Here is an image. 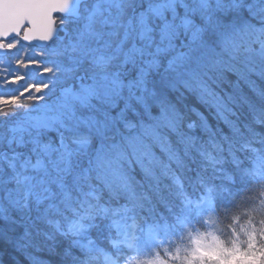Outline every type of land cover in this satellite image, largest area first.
I'll list each match as a JSON object with an SVG mask.
<instances>
[{
    "label": "snow or ice",
    "instance_id": "obj_1",
    "mask_svg": "<svg viewBox=\"0 0 264 264\" xmlns=\"http://www.w3.org/2000/svg\"><path fill=\"white\" fill-rule=\"evenodd\" d=\"M57 13L62 15H54ZM36 40L56 45L51 52L56 59L49 66L38 59L18 58L14 69H6L0 75V87L26 81L27 72L21 73L20 69H35L41 76L50 77L60 73L64 83L57 100L62 102L44 110L34 105L23 113H5L12 123L5 127L2 138L7 148L2 158L9 171L0 179V201L4 205L0 211L3 222L0 244L22 250L31 243L37 221L55 213L64 216L68 223L67 231L61 233L69 241L64 253L68 264H94L101 258L107 261L111 259L109 253L99 243L106 239L101 223L109 219L110 211L103 198L117 203L136 198L131 190V177L122 168L112 170L118 179H108L107 149L115 150L121 159H130L137 156L138 138H124L123 143L106 145L105 141L114 139L109 132L117 127L116 117L107 113L103 119L85 122L88 133H77L79 124L72 126L69 121L80 107H92L93 102L115 107L117 100H125L126 108H132L133 101L146 109L149 102L158 106L160 115L167 117L166 126L174 129V117L180 114L167 96L157 90L158 81L154 79L165 61V73L187 75L190 79L181 82L189 90H193L195 82L204 103L215 107L218 113L230 110L228 103L237 101L229 97L226 102L203 78L220 79L225 72L233 71L232 61L244 65L245 76L251 73L264 77V0H0V51L12 52L21 42L31 44ZM213 44H218L227 60L209 63L197 58L194 67L188 63L194 45L205 48ZM178 68L184 71L178 72ZM59 79L57 76L39 85L26 83L19 95L29 93L31 101L46 100L47 93H31L51 91ZM168 83L174 86L175 81ZM259 96L264 100V90ZM2 105L28 107L19 104L18 97L0 95ZM250 107L253 112L264 113V107ZM123 123L125 128L135 127L130 121ZM256 123L264 125V116ZM197 127L189 123V131L182 133L186 155L199 148V138L191 131ZM204 127L219 154L215 172L223 173L224 165L228 164L234 173H243L249 184L255 183L264 192V152L252 149L256 155L239 159L232 151V136L217 140L219 134ZM93 130L100 144L95 155L89 156ZM48 131L57 132L55 140L45 138ZM236 132L239 134L240 130ZM248 147L249 144H244V148ZM85 156H88L86 166L82 160ZM94 176L103 178L102 187ZM261 204L264 205V200ZM220 209L214 199L199 200L194 205L189 202L183 209L180 227L196 218L203 224L205 215ZM18 224L25 226L22 239L13 236ZM109 227L119 230L120 225L112 221ZM92 230L96 232L95 239L89 238ZM245 235L247 238L240 243L218 238L207 243L197 238L195 247H176L163 254L158 251L153 258L138 264H264V222ZM76 249L79 256L73 254ZM112 255L116 257L112 264L123 259L122 254Z\"/></svg>",
    "mask_w": 264,
    "mask_h": 264
},
{
    "label": "trees",
    "instance_id": "obj_2",
    "mask_svg": "<svg viewBox=\"0 0 264 264\" xmlns=\"http://www.w3.org/2000/svg\"><path fill=\"white\" fill-rule=\"evenodd\" d=\"M11 40V39H10ZM59 43V42H57ZM56 45L52 43L44 48L30 46L21 42V45L7 52L0 57V75L5 70L15 68V60L18 58H34L43 61L46 65L56 59L51 55ZM194 52L189 53L188 63L195 66L197 58L201 62H212L227 60L228 57L221 51L218 44L201 48L194 45ZM45 53L40 56L38 53ZM175 55V53H173ZM233 71H227L220 79L215 76L212 79L204 77L203 80L218 96L224 98L227 102L229 97H233L237 103H228V109L222 112L217 111L215 107L204 103L200 99L199 88L195 82L192 83V89L186 88L181 80L190 79L187 75L177 76L176 73H165L167 67L166 61L162 64L159 75L154 79L158 81V91H162L168 101L175 106L179 117H174L176 127L166 126L167 117L160 115L159 107L149 102L147 109L144 105L132 103V108L125 107V100H117L116 106L109 104L93 102L94 106L77 110L76 116L69 123L72 126L79 124L77 133H88V124L93 118L103 119L105 113L111 117H116V129L109 132L110 137L105 141L106 145L113 143H123L124 138H138L136 142L137 156L125 157L121 159L115 150L107 149L110 168L108 170V179L116 180L118 176L113 174L112 170L121 169L131 177V190L136 193L135 199L123 200L118 203L103 198V203L109 207L111 212L117 211L123 213L127 210L128 220L137 223L136 245L137 252L132 255L123 256L118 264H138L152 258L156 252L174 250L176 247L192 248L194 241L201 238L204 241H210V234L215 238L231 243L236 242V234H242L251 231L253 228L261 227L264 222V192H261L255 183L249 184L243 173H234L232 168L224 165L223 173L215 172V161L219 159V154L212 142L208 139L204 126L210 127L219 136L227 138L232 136L234 144L232 151L237 158L245 159L247 155L254 156L256 153L252 149L264 152V125L256 123L258 119L264 116L259 111L253 112L251 105L256 109L264 107V100H261L259 93L264 90V77L259 74L248 73L245 76L244 65L238 61H232ZM27 72V80L22 81L20 85H8L0 87V95L6 97H18L19 104L27 105V108L15 107L12 105L0 106V179L9 171L7 162L2 158L7 152L2 138L3 130L6 126H11L12 118L6 117L7 112L23 113L30 110L34 105L41 110L47 107L57 106L62 101H58L61 85L64 78L60 73L55 76H41L35 69H20V72ZM178 72H183V68H178ZM59 76L55 87L51 91L45 89L43 93L32 92V95H44L47 93L46 100L31 101L28 99L29 93L23 96L19 92L23 90L26 83H35L39 85L41 81L48 83L50 79H56ZM174 80V86H170L168 81ZM210 99V98H209ZM134 108V110H133ZM121 109H124L121 112ZM235 113V115H233ZM117 114H120L119 116ZM169 117L172 113L169 112ZM130 121L135 127L125 128L123 120ZM195 123L197 128L191 130L198 138L199 148L185 154V145L181 142L182 133L189 131L187 124ZM240 132L237 134L236 130ZM56 131H48L45 134L46 139L55 140ZM249 144L244 148V144ZM100 144V138L92 131V144L88 148L89 156L95 155V149ZM203 153V155H201ZM88 156L82 157L86 166ZM231 160V157L228 158ZM191 168L194 171H189ZM217 175L222 178L217 179ZM97 185L102 187L103 178H96ZM98 187V191L101 190ZM216 200L221 206L219 212L210 213L203 217V224L199 218L190 221V224L180 227L183 221V209L191 202L193 205L199 200ZM47 201L44 206H47ZM3 202L0 201V211L3 210ZM226 209V210H225ZM132 216V218H131ZM180 220H177V217ZM35 217V213L33 214ZM235 217V218H233ZM58 220L59 227L53 223ZM51 221V223H48ZM113 219L109 214V219L101 223L102 231L106 239L100 241V246L104 247L109 253L114 250L113 240L116 237V230L111 225ZM37 227L33 228V236L29 246L18 250L12 245L3 246L0 244V264H68L65 257V249L68 248L69 241L61 235L67 231L68 223L64 216L55 213L49 214L45 220L37 221ZM171 225V227H169ZM24 225L18 224L17 231L13 233L16 239L23 238ZM3 228V222L0 221V230ZM96 232L92 230L89 238L95 239ZM149 242L147 245L143 242ZM86 242V241H85ZM159 244V247H157ZM117 253V252H116ZM74 255L79 256L78 249L74 250ZM118 254V253H117ZM94 264H106L101 258Z\"/></svg>",
    "mask_w": 264,
    "mask_h": 264
},
{
    "label": "rangeland",
    "instance_id": "obj_3",
    "mask_svg": "<svg viewBox=\"0 0 264 264\" xmlns=\"http://www.w3.org/2000/svg\"><path fill=\"white\" fill-rule=\"evenodd\" d=\"M122 211H123V213H118L117 211V215H112V212L111 211H109V214H111L112 215V219H113V221H116L119 225H120V228H119V230H117L115 227H113L115 230H116V241H113V244H114V250H116V252H118V250H119V252H122L124 249H130V250H135L136 252H137V250H138V247H137V245H136V243L134 242L133 244L135 245L134 247H133V245L131 246V247H128V246H126L124 243H123V236H122V233H121V227H124V226H126L127 225V221H128V218H129V216H128V213H127V210L125 209V210H123L122 209ZM132 217V216H131ZM56 227H59V222H58V220H55L54 221V223H53ZM68 228V227H67ZM210 237H211V240L208 242L207 241V243H213L214 242V236H213V234H210ZM200 238V237H199ZM247 237L245 236H242V234H239V235H237L236 234V242L237 243H240V242H242L243 240H245ZM201 239V238H200ZM133 240V239H132ZM136 240V239H135ZM203 240V239H202ZM204 241V240H203ZM206 242V241H205ZM194 247H195V245H194ZM118 252V253H119ZM109 256H110V260H107L106 261V263H108V264H112V260H115L114 258H113V256L112 255H110L109 254ZM154 257V256H153ZM152 257V258H153ZM149 258L147 257V260H148ZM151 259V258H150Z\"/></svg>",
    "mask_w": 264,
    "mask_h": 264
},
{
    "label": "bare ground",
    "instance_id": "obj_4",
    "mask_svg": "<svg viewBox=\"0 0 264 264\" xmlns=\"http://www.w3.org/2000/svg\"><path fill=\"white\" fill-rule=\"evenodd\" d=\"M133 231H134L133 223L121 227L123 243L126 244L128 247H131Z\"/></svg>",
    "mask_w": 264,
    "mask_h": 264
},
{
    "label": "water",
    "instance_id": "obj_5",
    "mask_svg": "<svg viewBox=\"0 0 264 264\" xmlns=\"http://www.w3.org/2000/svg\"><path fill=\"white\" fill-rule=\"evenodd\" d=\"M54 15L60 16L62 14L57 13V14H54ZM10 39H12V37H9V40ZM23 43L27 44V45H30V46H36V47H39V48H44V47H47L48 45H50L52 42L51 41H49V42H41V41L36 40V41H33L31 44H28L26 42H23ZM6 54H7V52L0 51V57L5 56ZM135 228H136V225H134V229ZM133 237H135V235H133ZM127 253H129V252H127Z\"/></svg>",
    "mask_w": 264,
    "mask_h": 264
}]
</instances>
